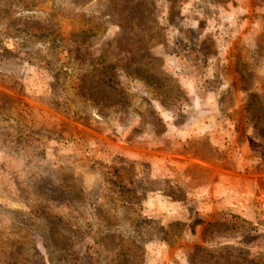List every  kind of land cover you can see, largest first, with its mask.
Returning a JSON list of instances; mask_svg holds the SVG:
<instances>
[{
  "label": "rangeland",
  "instance_id": "374dc122",
  "mask_svg": "<svg viewBox=\"0 0 264 264\" xmlns=\"http://www.w3.org/2000/svg\"><path fill=\"white\" fill-rule=\"evenodd\" d=\"M0 264H264V0H0Z\"/></svg>",
  "mask_w": 264,
  "mask_h": 264
},
{
  "label": "trees",
  "instance_id": "16d2710c",
  "mask_svg": "<svg viewBox=\"0 0 264 264\" xmlns=\"http://www.w3.org/2000/svg\"><path fill=\"white\" fill-rule=\"evenodd\" d=\"M117 68L118 69L122 68V70L125 72L126 75H128V76L131 75L129 73V71H128V67L122 66L120 64H107V65H105V75L109 74V77H110V74L113 71H114V74H115V69H117ZM140 70H141V68L138 70V72H141L142 71V73H141L140 76H142V78L147 77V75H144V74H147L145 72L146 70H141V71ZM110 79H112V76L110 77ZM108 81H109V78L106 80V82H108ZM120 93H121V95H120L121 99L119 101L122 102V105H119V101H110L109 103L106 102V104L107 105L110 104V105H113V106H120V108H123L124 105L129 104L130 102L127 100L126 90H123ZM105 99H107V97H105ZM127 102H129V103H127ZM104 103H105V101H104Z\"/></svg>",
  "mask_w": 264,
  "mask_h": 264
}]
</instances>
